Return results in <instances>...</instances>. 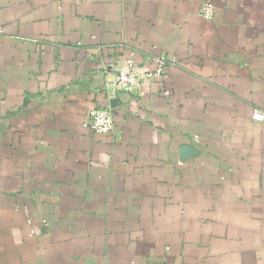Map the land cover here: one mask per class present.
Wrapping results in <instances>:
<instances>
[{
    "label": "crops",
    "instance_id": "1",
    "mask_svg": "<svg viewBox=\"0 0 264 264\" xmlns=\"http://www.w3.org/2000/svg\"><path fill=\"white\" fill-rule=\"evenodd\" d=\"M0 26V264H264V0H0ZM132 51L170 95L107 87Z\"/></svg>",
    "mask_w": 264,
    "mask_h": 264
},
{
    "label": "built area",
    "instance_id": "2",
    "mask_svg": "<svg viewBox=\"0 0 264 264\" xmlns=\"http://www.w3.org/2000/svg\"><path fill=\"white\" fill-rule=\"evenodd\" d=\"M203 15L207 19L214 16V8L207 3L203 9ZM3 33V27L0 26V34ZM152 62L151 69H142L138 66L135 58V51L127 60L125 67L117 71V77L114 81L107 83V87L118 92H130L133 89L142 87L143 83L149 79H161L163 94L170 95L171 91L166 87L165 79L167 78V68L171 64L165 55H155L149 57ZM253 118L259 121L264 120V112L257 109L253 113ZM93 132L97 134H109L115 129L114 111L109 107H91L86 122ZM197 140V136H195Z\"/></svg>",
    "mask_w": 264,
    "mask_h": 264
}]
</instances>
